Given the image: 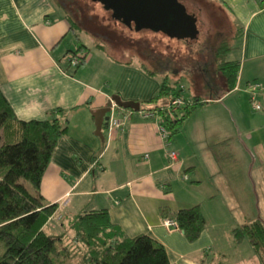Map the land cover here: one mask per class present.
I'll use <instances>...</instances> for the list:
<instances>
[{
	"label": "crops",
	"instance_id": "1",
	"mask_svg": "<svg viewBox=\"0 0 264 264\" xmlns=\"http://www.w3.org/2000/svg\"><path fill=\"white\" fill-rule=\"evenodd\" d=\"M208 2L234 26L231 47L219 52L224 63L239 67L236 86L227 91L215 64L224 89L216 97L211 90L195 95L207 104L171 138L178 154L172 164L157 124L139 112L114 108L118 117L130 114L125 126L103 127L100 134L96 128L95 114L113 97L138 103L140 110L154 108L160 74L150 75L139 62L116 60L103 45L81 44L67 10L55 0H0L1 93L20 122H44L56 111L67 122L40 188L45 203L58 207L47 234L76 244L74 221L105 210L119 241L147 236L165 248L170 264H262L248 241L235 243L232 228L223 233L229 235L226 244L216 221L231 209H248L257 188L264 189V0ZM81 45L89 50L85 65L69 74L68 54ZM252 83L263 88L257 113L250 105ZM197 206L206 227L196 241L165 227L177 212Z\"/></svg>",
	"mask_w": 264,
	"mask_h": 264
},
{
	"label": "trees",
	"instance_id": "2",
	"mask_svg": "<svg viewBox=\"0 0 264 264\" xmlns=\"http://www.w3.org/2000/svg\"><path fill=\"white\" fill-rule=\"evenodd\" d=\"M57 5L65 9L63 4ZM219 53L215 62L217 72L223 74L226 89L230 92L236 86L239 67L224 63L223 54ZM88 55L89 50L83 45L76 52L69 53L66 72L73 74L83 67ZM73 59L79 61L77 67L72 66ZM148 72L152 76L160 74ZM168 81H162L158 97L151 101L155 107L140 111L160 112L172 138L182 130L187 118L207 102L196 97L188 99L190 104L180 114L161 111L165 100L177 94V88L181 86H172ZM160 101L164 102L158 106ZM62 114V111H56L44 122H20L0 91V264H59L61 257L73 258V243L65 245L62 239L45 232L58 207L47 205L40 194L42 179L54 150L67 132V122L62 124L61 121ZM26 183L34 193L28 190ZM171 221L177 223L191 242L196 241L206 227L198 206L177 212ZM72 229L77 240L75 243L89 249L85 264H170L165 248L147 236L119 241L120 232L112 225L105 210L79 216ZM232 235L237 245L248 241L264 264L262 219L234 229Z\"/></svg>",
	"mask_w": 264,
	"mask_h": 264
},
{
	"label": "rangeland",
	"instance_id": "3",
	"mask_svg": "<svg viewBox=\"0 0 264 264\" xmlns=\"http://www.w3.org/2000/svg\"><path fill=\"white\" fill-rule=\"evenodd\" d=\"M55 1L63 4L62 6L67 10L75 32L80 36L81 44L89 47L103 45L116 60L126 63L139 62L148 71L160 73L162 81H168L169 77L170 85L177 87L183 84L187 98L189 96L194 98L196 94L200 97L205 96L210 90L212 94L210 97H216L215 93H221L224 89V82L216 75L214 67L216 58L220 55L219 51L231 47V36H234L235 31L228 14L208 0H179L186 7L187 12L197 19L199 36L195 41L170 39L163 33L147 29L136 32L114 21L111 12L92 0ZM253 177L258 183L255 174ZM238 183L242 188V180ZM26 187L34 193L28 183ZM262 192H264L263 188H257L254 202L249 199L248 209L234 208L226 216L217 219V230L225 241L229 239V235L226 234L225 237L223 233L229 229L240 228L259 218L264 221ZM77 247L79 246L74 244L71 248L74 250L73 253H77L76 257L71 260L61 257L58 260L59 264H85L87 259L85 255L89 249L82 245L79 249H75Z\"/></svg>",
	"mask_w": 264,
	"mask_h": 264
},
{
	"label": "water",
	"instance_id": "4",
	"mask_svg": "<svg viewBox=\"0 0 264 264\" xmlns=\"http://www.w3.org/2000/svg\"><path fill=\"white\" fill-rule=\"evenodd\" d=\"M111 12L112 19L131 30L139 32L147 29L163 33L170 39L195 41L199 31L197 19L187 12L179 0H92ZM113 104L120 109L140 111V104L123 102L113 97L106 109L95 114L96 128L100 134L103 127L109 125Z\"/></svg>",
	"mask_w": 264,
	"mask_h": 264
},
{
	"label": "built area",
	"instance_id": "5",
	"mask_svg": "<svg viewBox=\"0 0 264 264\" xmlns=\"http://www.w3.org/2000/svg\"><path fill=\"white\" fill-rule=\"evenodd\" d=\"M79 65V61L77 59L72 60V66L77 67ZM248 90L250 93V99H251V106L255 112L262 111V106L258 101V96L263 92V88L258 83H252L248 85ZM185 92L184 86H180L177 88V94H174L170 97H168L165 100V103L163 106H161V111L169 112L171 114H180V112L183 110L184 107H186L187 104H190L187 98L183 96ZM179 94V96H178ZM120 109L117 106L112 107V111L110 114V121L108 125V129L110 131L121 129L125 126V123L127 122L128 118L130 117V114L121 115L118 117V114L116 116L115 109ZM132 113V112H131ZM143 119L148 121H154L158 126V134L160 139L163 141V145L165 148V154L167 157V160L169 163H175L178 160V154L176 151L171 149L170 146V133L168 132L167 128L163 124V117L158 111H139ZM148 157L146 156L145 159ZM164 225L167 229H179L177 223L171 220H166L164 222Z\"/></svg>",
	"mask_w": 264,
	"mask_h": 264
}]
</instances>
